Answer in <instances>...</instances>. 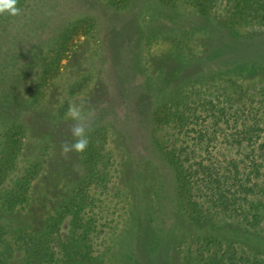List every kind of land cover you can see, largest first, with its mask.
Here are the masks:
<instances>
[{"label":"rangeland","instance_id":"obj_1","mask_svg":"<svg viewBox=\"0 0 264 264\" xmlns=\"http://www.w3.org/2000/svg\"><path fill=\"white\" fill-rule=\"evenodd\" d=\"M21 2L20 15H0V165L9 174L0 188L11 187L29 165L34 177L23 207L6 210L0 200V225L9 234L52 232L59 251L72 227L58 216L78 195L81 215L94 229L71 241L78 239L77 252L87 253L89 264H203L198 248L207 235L254 250L251 232L239 222L219 220L205 229L189 219L157 145L172 132L154 128L151 116L186 94L235 100L264 81V0H249L247 23L233 28L227 18L240 8L233 0H220L206 16L162 0ZM220 43L262 69L240 72L234 62L223 68L217 59H202ZM72 102H83L89 114V139L101 147L96 167L81 153L60 154L61 143L73 139L65 117ZM15 122L24 131L10 133L17 142L5 146ZM260 146L264 155V139ZM93 172L103 179L91 181ZM52 220L60 222L55 232Z\"/></svg>","mask_w":264,"mask_h":264},{"label":"trees","instance_id":"obj_2","mask_svg":"<svg viewBox=\"0 0 264 264\" xmlns=\"http://www.w3.org/2000/svg\"><path fill=\"white\" fill-rule=\"evenodd\" d=\"M162 1L164 5L170 4L172 7L178 3L187 4L195 8L200 16H206L220 0ZM233 1L240 8L231 10L227 18L229 28L238 27L241 20L246 24L248 20L244 5L249 0ZM20 3L21 0H18V5ZM62 43L61 39L55 42L53 51L56 55L63 49ZM216 49L217 51H206L202 59H217L223 68L234 62L238 64L240 72L262 69L253 62L248 65L249 57L244 52L237 53L235 48L223 50V44L220 43ZM185 97L187 98L175 101L172 107H161L151 116L154 128L172 132L173 136H159L157 145L175 176L177 196L182 208L199 228H212L219 220L225 219L239 222L251 232L250 238L255 242L254 250L249 251L235 244V238L224 240L212 235L204 236L206 243L198 248L199 253L203 254L202 262L264 264V236L259 239V234L264 232V155L260 152V142L264 139V81L235 100L220 96L196 98L188 94ZM22 130L24 131V127L21 122L9 126L4 138L5 146L9 142L15 145L17 140L9 134ZM96 145L98 140H90L88 148L82 153L85 164L92 168L101 160V147L97 149ZM10 156L8 150L2 159L7 161ZM12 156L14 158L15 151ZM3 166L1 162L0 183L9 176L7 171L3 174L4 169H8ZM32 170L29 165L22 176L14 179L11 187L0 188V200L6 210H16L29 201L30 184L34 177ZM91 178V181L103 179L94 172ZM79 203H82L81 196H72L62 215L58 216V219L67 216L72 227L71 238L62 242L59 251L52 246V232L33 235L19 230L15 234H9L0 225V264H11L15 257H20L23 264H57L62 259L73 264H89L88 254L77 252L80 245L78 239L71 241L73 236L85 239L94 229L92 221H84L81 215L84 206H79ZM59 223L54 220L50 229L55 232ZM70 241L75 244L78 241L77 246L71 245ZM75 248L76 252L73 253Z\"/></svg>","mask_w":264,"mask_h":264},{"label":"clouds","instance_id":"obj_3","mask_svg":"<svg viewBox=\"0 0 264 264\" xmlns=\"http://www.w3.org/2000/svg\"><path fill=\"white\" fill-rule=\"evenodd\" d=\"M22 9L18 7V0H0V15L18 16ZM67 120L72 121L68 131L73 138L72 141H64L60 145L61 156L70 158V153H84L90 144L89 133L91 127L88 123L89 114L85 110V104L72 102L69 104L65 114Z\"/></svg>","mask_w":264,"mask_h":264}]
</instances>
